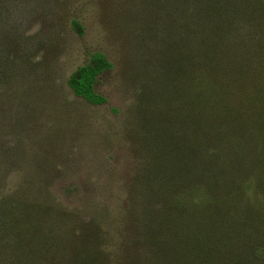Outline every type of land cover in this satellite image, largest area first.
<instances>
[{
	"label": "rangeland",
	"instance_id": "1",
	"mask_svg": "<svg viewBox=\"0 0 264 264\" xmlns=\"http://www.w3.org/2000/svg\"><path fill=\"white\" fill-rule=\"evenodd\" d=\"M185 200L264 264V0H0V264L174 263L148 221Z\"/></svg>",
	"mask_w": 264,
	"mask_h": 264
},
{
	"label": "trees",
	"instance_id": "2",
	"mask_svg": "<svg viewBox=\"0 0 264 264\" xmlns=\"http://www.w3.org/2000/svg\"><path fill=\"white\" fill-rule=\"evenodd\" d=\"M74 28L78 33L81 32L78 25L73 23ZM112 68L111 63L107 60L105 55L99 51H94L88 54L87 62L84 65L77 67L67 78L66 85L72 94L82 99L85 103L92 106H100L106 103V99L95 92L94 84L97 78ZM186 169V168H184ZM162 167H152L149 172L153 175H163ZM187 170V169H186ZM174 178H181L184 174L183 168H178L176 166L174 171H171ZM164 176V175H163ZM186 199H192V196H185ZM180 200L183 198H179ZM206 199L212 209H217L219 211L222 209H227L226 197L221 198L222 200L216 198V200H210V197L206 196ZM185 202L189 207H184L183 205L177 206V209L172 208L171 211H179L182 215L174 214L169 212L168 218H163L161 213L159 215H152L153 220L148 221L150 224V229L154 230L155 233L164 232L166 233V239L169 241L168 244L177 248V252L169 251L170 254L167 256L168 260L170 256H175L177 258L176 262L171 264H224L229 261L228 255L221 252L219 249L220 244L223 239L218 238L220 236V231L223 229V225L220 224L219 220L212 222L211 225L208 224L202 212H199L200 206H196L195 210H192L194 203L191 200L179 201ZM190 203H193L192 205ZM185 208V209H183ZM183 209V210H182ZM198 217H191L193 214H197ZM226 214V212H224ZM157 222V223H156ZM220 228V231L218 230ZM163 235V233L161 234ZM178 245V246H174ZM260 247L259 245L250 246L251 249H256ZM193 260V261H191ZM170 261V260H169ZM189 261V262H187ZM193 262V263H192Z\"/></svg>",
	"mask_w": 264,
	"mask_h": 264
}]
</instances>
